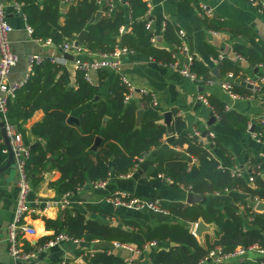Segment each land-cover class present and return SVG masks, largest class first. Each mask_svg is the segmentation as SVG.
Instances as JSON below:
<instances>
[{"label":"trees","instance_id":"trees-1","mask_svg":"<svg viewBox=\"0 0 264 264\" xmlns=\"http://www.w3.org/2000/svg\"><path fill=\"white\" fill-rule=\"evenodd\" d=\"M23 1V10L34 35L50 37L56 44L77 40L82 47L96 53H110L117 45H121L167 63L172 62L173 55L178 52L180 40L177 35L178 27L174 24L168 23L165 28L164 40L167 46L162 47L152 41V33L146 29L149 17L148 5L144 0H124L130 9L131 17L128 20L127 11L121 4L110 14L109 5L100 4L97 0H84L79 7L67 14L66 24L63 26L58 22V0H47L42 8L36 0ZM98 8H102L105 16L95 21ZM204 17L205 24L212 31L242 34L249 39L250 46L235 44L236 52L244 57L248 67L264 64V43L257 41L248 27L222 20L218 16ZM123 27L125 29L121 31ZM209 49L214 52L213 48ZM50 67L54 70L51 71ZM192 68L205 79L217 77L208 66L197 60H194ZM246 69L229 57H223L219 64L220 77L233 72L244 78ZM68 83L64 65L45 60L35 62L33 73L18 91L17 97L9 102L7 112L9 121L23 135L25 144L30 146L21 121L29 119L38 109L44 110V120L32 126V133L37 137L38 143L35 148L30 146L25 170L28 178L37 182L38 179L33 174L46 168L54 157V166L61 172L60 179L54 185L61 196H73L88 181L94 184L104 182L112 173L128 175L151 149L162 144L164 137L170 132L162 122L164 111L151 105L149 95L143 96V116L138 124L141 107L134 99L125 101L128 89L120 76L110 87V101L98 97L97 86L86 78V73L81 69L77 73L76 87L70 89ZM233 87L242 96L254 94L239 81L233 82ZM261 100H264V95ZM209 101L220 123L241 131L249 129L248 117L228 111L225 103L217 98L209 96ZM84 106L87 107L77 116L78 122L71 121L73 110ZM254 129L253 132L261 133L264 139V127ZM171 131L178 136L174 143H188L187 152L199 160V166L192 167H189L188 159L184 158L155 160L158 170L177 188L183 184L189 191L201 195L240 190L250 198L264 201L263 173H255L254 185H251L244 176L234 174V169L221 168L219 161L211 157L203 140L189 133L180 116L176 117ZM216 145L220 146L218 142ZM249 162L256 172L264 170L261 166L263 161L259 162L251 157ZM241 201L245 203L243 212L231 206L217 208L204 204L166 201L162 206L170 213L167 220L149 230L134 221H127V229L91 219L80 210L66 208L57 219L45 218L47 229H54L55 234L51 238H43L40 243L47 242L60 233L90 243L109 241L132 244L140 250L153 241L176 243L175 246H169L168 250L152 251L150 259L153 264H199L212 250L218 249L222 254L234 252L238 248L248 250L254 246L264 250V213L254 210L252 204H248L251 200ZM88 211L104 217L111 215L105 208L96 206H90ZM200 220L217 226L215 237L206 234L204 243H200L190 231V225ZM26 245V252L37 251L35 245L29 242ZM89 257V264H129L119 253L108 250H97ZM132 264L144 263L134 260ZM237 264H264V257L256 263L244 260Z\"/></svg>","mask_w":264,"mask_h":264},{"label":"crops","instance_id":"crops-1","mask_svg":"<svg viewBox=\"0 0 264 264\" xmlns=\"http://www.w3.org/2000/svg\"><path fill=\"white\" fill-rule=\"evenodd\" d=\"M4 1L7 5L9 21L13 26V31L10 34L12 50L20 58L9 74V81L16 83L25 81L28 76L30 77L33 73L30 59L33 56H39L41 59L38 62L45 60L64 65L69 80L68 88L76 87L79 68L76 67L75 60L81 59L90 63L98 59L101 53L92 52L82 47L77 40H70L65 43H72L75 47L81 48L79 52L77 50L64 52L65 43L56 44L50 37L44 38L35 36L33 32L30 33L27 28L29 26L28 17L23 10L25 5L23 0ZM45 1L47 0H36L41 8L44 6L43 3ZM58 1V10L60 12L58 22L63 26L66 24L67 14L79 7L84 0ZM16 2L21 4V10L15 8ZM114 2L116 6L120 4L124 6L127 11L126 19H130L129 5L124 0H114ZM148 2V17L152 21V27L149 31L156 38L154 44L162 47L167 46L164 40V32L166 25L171 23L178 27V31L179 29L186 31L187 42L195 56V60L208 66L218 78L220 77L219 64L223 57H229L234 62L245 66L247 68L245 75H264V67L260 66L262 64L248 67L249 64L245 59L240 61L237 57L238 53L235 50V44L251 45L245 35H233L228 31L214 32L204 22V16L207 15L203 11V7L211 8L215 12L214 16L248 27L256 40L264 43V14L259 12L248 0H149ZM99 12H102L100 16H98ZM104 16L105 13L102 8H98L94 19L97 21ZM159 38L162 40L160 41ZM49 39L51 40L50 43L47 41ZM76 42H78V46L75 45ZM117 47H121V45H117ZM209 48H213L214 52L212 53ZM214 53L217 55L215 56ZM53 57H56L57 62L52 61ZM49 69L51 71L54 70L52 67ZM122 73L136 89L133 99L141 107L140 110H144L145 104L142 101V90L154 94L158 107L164 111L162 122L168 126L170 132L164 137L162 144L151 149L128 175L112 173L104 182L94 184L88 181L79 192L71 197V204L68 209L80 210L91 219L105 223L109 222L127 229H129L127 221H134L147 230L167 220L170 213L162 204L170 200L190 205H210L217 208L231 206L243 212L245 203L241 200L244 199L251 200V202L248 201V204H252L253 209L256 210L255 207L259 200L254 199L253 201V198H250L248 194L240 190L226 191L224 193L209 192L205 195L195 193L202 197L201 201L199 203H188L187 194L192 191L185 188L183 184H180L177 188L169 178L165 177L163 172L158 170L155 160L170 157L184 158L188 159L189 167L199 166L198 158L187 152L188 143L184 145H176L174 143L178 136L171 129L176 117L180 116L185 121L189 133L203 140V144L209 148L211 157L219 161L221 168L244 169L247 167L251 157L259 162H264V142L254 138L252 135L254 128L264 127L261 124V118L264 116V100L256 101L249 95L242 96L239 93L241 97L234 99L219 84L206 87L198 86L195 82L182 76L179 71L170 67L167 62L152 59L142 52L131 51L123 57ZM118 76L119 73L111 68L93 70L89 72V81L97 86L98 97L110 101V87ZM225 76H222V78ZM202 91H207L209 96L223 101L226 106H229L228 111H235L248 117L249 129L241 131L236 127L220 123L212 108L198 100V95ZM86 107H79L73 110L71 118L74 117L75 120L71 121L78 122L77 116ZM44 117V110L38 109L29 119L21 121L22 130L25 131L32 148H35L38 143L37 137L32 133V126L35 123L42 122ZM213 118L214 120H212ZM141 119L142 117H138V124H140ZM250 128L252 131H250ZM217 142L220 146L216 145ZM30 146L29 148L31 149ZM4 148H7L6 144L0 142V264H15L10 244L7 240V232L17 206L20 191L18 187L19 173L16 159L13 157L11 160L10 151L4 153ZM54 159V157L50 159L46 168L41 169L39 173L33 174L38 179L37 182L30 180L32 188L29 199L36 210L27 216V221L36 228V234L21 238L24 248L27 247L26 242H29L35 245L38 251L46 242L40 243L41 240L45 237L51 238L55 234L54 229H47L45 218L57 219L63 214L64 209L59 205L51 204L46 206L44 204L47 201L61 197L54 185L61 177V172L54 166ZM247 176L246 173L244 177L248 181ZM250 184L254 185V182ZM123 195L126 199L138 198L144 202H154L157 207L152 208L149 205L137 207L117 205L115 203L116 198H123L121 197ZM90 206L105 208L111 215L104 217L99 213L90 212L88 211ZM257 212L264 213V211ZM174 220L176 221V219ZM201 221L203 220L199 222ZM199 222L190 225V231L198 238L199 242H205L206 234L214 238L217 226L203 221L207 230L201 236H198L196 228ZM155 242H157V245L154 247H144L139 253H130L126 258L129 264H132L134 260H139L144 264H153L150 259L152 251L158 249L168 250L169 246L176 245L175 242L172 244ZM30 248L32 249V247ZM97 250H108V252L121 255L123 249L115 248V250H111L102 248L97 246V242L90 243L85 240H80L79 242L64 241L41 253L35 251L37 256L30 258L29 263L62 264L64 262L65 264H89V256L91 255L87 252L94 251L95 253ZM262 257H264V250L253 248L248 250L246 255L229 258L220 263L210 259L201 260L199 264H237L244 260L256 263Z\"/></svg>","mask_w":264,"mask_h":264},{"label":"built area","instance_id":"built-area-1","mask_svg":"<svg viewBox=\"0 0 264 264\" xmlns=\"http://www.w3.org/2000/svg\"><path fill=\"white\" fill-rule=\"evenodd\" d=\"M146 3H149V0H144ZM253 6H255L259 12L264 14V0H248ZM98 3L109 5L110 6V13H112L116 7V3L114 0H97ZM148 5V4H147ZM15 8L17 10H21V4L15 3ZM203 11H205L206 15L211 17L215 15V12L211 8L203 7ZM152 27V21L149 20L146 29L150 30ZM30 33L33 32L30 26L27 27ZM124 27L121 31H124ZM13 31V26L9 21L8 18V11L7 5L4 0H0V142L5 143V138L2 132L4 127L6 131V135L9 138V145L12 148L14 158L17 162L18 167V187H19V196L17 199V206L15 210L14 217L12 221L9 223L8 232H7V240L10 244L11 254L14 258L15 264H31L29 263L30 258H34L38 253L46 251L50 248L57 246L58 244L64 241H74L79 242L80 240L70 238L66 233H60L56 235L51 240L44 243L37 252H26L24 250L23 242L21 240L22 237L26 236H33L36 234V228L29 224L27 221V216L36 210L35 206H32V201L29 199V195L31 193L32 184L30 179L28 178L25 170L26 160L30 156V148L24 142L23 135L14 127V125L9 121L7 112H8V104L10 101L14 100L17 97L18 91L21 87L26 83L28 77L25 81H20L16 83H11L9 81V74L14 66L17 65L19 61V56L14 53L11 46L10 34ZM215 32V31H214ZM178 36L180 38V44L177 46L178 52L173 55L172 62L168 63V65L177 71L180 72L182 76L188 78L189 80L195 82L198 86H208L219 84L222 88L228 91V93L232 96V98L236 99L241 97L233 87V82L239 81L244 86L249 87L253 95H250L254 100L260 101L262 95H264V75H245L244 78L236 76L233 72H229L226 74L224 78H208L205 79L201 75H199L195 70H193L192 65L195 60V56L191 52L188 42H187V34L186 31L183 29H179ZM153 42H156L155 36L151 37ZM48 43L51 40H47ZM81 48L75 47L72 43H65L64 44V52H69L70 50H77L80 51ZM129 50L125 46L117 47L113 52L110 53H101L98 56V59L93 60L92 62H86L81 59H76V67L83 70L86 73V78L89 80V72L90 71H97V70H105L111 68L119 73V76L122 82L126 85L128 89V93L125 96V101L129 102L133 99L134 94L136 92L135 87L131 83V81L122 73V65H123V57L130 53ZM238 59L240 61L244 60V57L238 54ZM41 59L39 56H33L30 59V64L33 67L35 62H38ZM53 62H57L56 57L52 58ZM264 67V64L260 65ZM149 95L152 100L153 106L158 107L157 99L155 98L154 94L151 92L142 90V95ZM198 100L204 103L206 106L211 107L209 101V94L207 91H202L198 95ZM227 109L229 106H226ZM216 116V115H215ZM1 123L4 126H1ZM261 124L264 126V116L261 118ZM251 130V128H250ZM253 132V131H252ZM213 135V134H212ZM253 137L261 140L264 142L263 135L261 133L253 132ZM7 146V144H6ZM4 153L9 152V147L3 149ZM264 167V162L261 165ZM235 170V169H234ZM238 174L240 176H245L247 173L248 181L251 183L254 182V175L257 174H264V170H260L258 172L255 171L250 166V162H248L247 167L244 169H236L234 174ZM71 197L72 195L65 194L61 196L59 199L47 201L44 204L46 206L55 204L59 205L62 209H66L71 204ZM123 198H116L115 203L117 205H124L127 207H137V206H145L149 205L152 208H156L157 204L154 202H144L138 198H132L130 200H126L125 196H121ZM116 248L127 250L130 253H139L141 250L138 249L134 245L130 244H122L119 242H114ZM157 245V242L153 241L148 243L145 247H154ZM257 248L256 246L249 248L253 249ZM246 249L238 248L234 252L228 254H222L221 250H212L209 256L204 259L206 260H214L216 263L223 262L226 259L237 257L240 255H246ZM89 255L94 254V251L87 252ZM62 264H65L64 262Z\"/></svg>","mask_w":264,"mask_h":264},{"label":"water","instance_id":"water-1","mask_svg":"<svg viewBox=\"0 0 264 264\" xmlns=\"http://www.w3.org/2000/svg\"><path fill=\"white\" fill-rule=\"evenodd\" d=\"M101 14H102V12H99V13H98V16H100ZM159 40L161 41L162 39L159 38ZM75 45L78 46V45H79L78 42H76ZM142 116H143V110H140V111L138 112V117L140 118V117H142ZM71 120H75V118L73 117V118H71ZM212 120H214V118H213ZM1 126L3 127L4 124L1 123ZM250 131H252V130H250ZM2 132H3L4 138H5L6 144H7V146L9 147L10 158H11V160H12V158L14 157V154H13L12 148H11L10 145H9V138H8L7 135H6V131H5L4 127H3V129H2ZM99 141H100V139H98V142H99ZM11 160H10V162H11ZM10 162H9V163H10ZM263 176H264V175H263ZM201 199H202L201 196H199V195H197V194H195V193H193V192H189V193L187 194V202H188V203H199V202L201 201ZM253 201H254V198H253ZM255 209H256L257 211H264V201H259V202L256 204ZM206 230H207V229H206V224H205L203 221H201V222L198 223V226H197V228H196V234H197L198 236H201ZM97 246H98V247H102V248H109V249H111V250H115V248H116L115 244H114L113 242H109V241H99V242H97ZM129 255H130V252H129V251H127V250H122V251H121V256H122L123 258H127Z\"/></svg>","mask_w":264,"mask_h":264}]
</instances>
